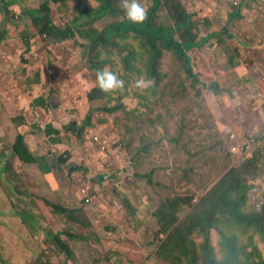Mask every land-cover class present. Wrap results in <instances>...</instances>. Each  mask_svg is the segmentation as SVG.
<instances>
[{"label": "trees", "instance_id": "trees-1", "mask_svg": "<svg viewBox=\"0 0 264 264\" xmlns=\"http://www.w3.org/2000/svg\"><path fill=\"white\" fill-rule=\"evenodd\" d=\"M55 1L65 6L62 14L67 21L64 22L63 28L68 31V38L72 39L73 44H79V55L88 65L89 77L81 82L82 88H79L75 76L71 75L69 67L66 66V61L63 64L59 62L55 67V74H50L43 83L45 92L49 94L48 98L44 99L43 96L31 98L22 90L21 83L27 81L26 85L30 86L40 82L38 64L43 59L33 56L23 58L22 51L17 49L18 42L15 39H13L15 44L9 45L6 50L0 38V49L4 45L2 50L5 56L10 57L5 64L0 51V130L4 136L13 138L9 153L5 151L0 154V161L4 162L2 171L7 172L10 166L8 159L16 160L23 168H30L34 164L48 165L52 171L61 169L62 163H70L71 175L68 180L71 183L65 188H70L72 196L80 198L79 201L85 202L89 207L87 196L83 193L82 181L95 169L97 176L101 175L109 184L108 189L114 191L111 198L113 203L118 202L119 213L113 215L106 213L105 228L100 230L96 228L94 220L89 216L88 208L84 205L73 208L65 205L56 193L39 190L38 193L54 222L45 221L43 211L37 208L39 214L32 212L20 214V206L18 208L16 204L13 207L9 205V213L0 211V214L29 220L39 227L37 229L34 226L38 231L45 233V239L39 244V251L34 252L35 258L30 264H89V257L82 256V253V262L78 261V252L83 246H79L80 241L101 240L111 247L114 242L121 241L107 237L110 231L112 233L118 231L115 221L126 218L131 227L130 222L132 217H135L134 214L138 218L140 210L133 203L130 205L129 197L123 190L135 173L140 180L149 179L151 186L159 184L160 187L167 186V189L172 190L170 194L162 197L155 210L147 208L149 213L153 214L152 220L159 225L156 239L166 237L164 242L157 246L159 248L156 250L159 256L157 264H197L201 260H210L211 247L206 242L207 234L202 233V229H207L210 225V212L202 211L201 205L197 204L195 199L207 193L209 195L208 191L212 192L224 181L228 175L222 181L221 179L227 174L228 171H225L233 162H228L231 150L227 147L226 140L229 136L223 128L218 127L206 94L208 88L214 85H220L225 92L233 89L243 94L236 109L231 107L232 99L229 94H224L221 98V107L224 111L222 122L224 126H232L235 129L239 125L253 128L258 134L257 140L264 143V43L248 38L247 33L239 27V22L233 20L236 15H242L244 22L258 26L264 21V2L235 0L237 1L235 4L233 0H230L231 2L228 0V5L223 0H142L140 2L147 8L148 18L143 23L134 24L126 19L121 6L122 0H93L95 3L93 9L81 8V0ZM72 6L81 9L73 11ZM2 10L9 14L8 22H14V13L7 11L5 7ZM22 10L31 15L30 29L43 39L41 44L44 41L64 40L61 27L36 16L33 13L34 9H29L28 6H24ZM210 17L214 23L207 27L206 21ZM235 36H237L235 41L243 45L246 52L244 59L253 64L251 71L261 83V89L251 91L238 74L234 59L231 57L232 52H237L235 42L232 43ZM49 58L56 60L57 57L50 55ZM12 59H16V62L13 63ZM124 60L128 71L120 67ZM48 61L51 62L50 59ZM49 62H46L48 66ZM106 66L125 81L123 89L110 93H104L99 89L96 84V71ZM203 75H206L205 78ZM142 78L151 82L148 87L137 86L136 82ZM173 84H176L174 90L176 95L183 96L191 92L196 97L193 103L185 105L180 111H175L179 114L176 119L180 118L181 122L176 128L170 129L163 124L164 113L160 107L162 103H168L165 95L169 86ZM84 92L86 96L83 95ZM55 95H61L58 102L54 100ZM82 98L87 99L89 103L103 101L104 106L88 109L87 116H82L88 107L86 104L85 108L81 102ZM37 103L41 104L42 111L38 109L39 113L35 114L31 107L34 104L37 106ZM55 104L56 108L53 109L52 105ZM167 105L171 108L170 102ZM184 110H193L194 117L188 118ZM76 114L79 116L74 119L73 126L78 130L71 135L65 126L68 116ZM100 115H104L101 120L98 119ZM105 116H108V120ZM34 118L40 119L41 122L48 121V124L43 126V123L38 122L30 126ZM106 129L111 130L107 132ZM44 131L47 134L65 135L69 140L79 141L82 146L79 152L86 163L76 162L77 165L72 166L71 162L77 161L72 160V156L59 160L53 148L51 151L48 147L44 149L42 145L38 147L44 151L38 154L33 152L34 149L28 142L33 141L36 134ZM222 131L226 133L225 136H221ZM97 136L100 137V143L95 141ZM49 137L53 136L47 135L48 139ZM116 138H119L117 141L119 148L113 154L112 168L108 169L98 160L93 164L94 167L90 168V172L87 162L99 154L102 144ZM56 140L59 141L57 137ZM162 143L176 144L175 149L181 150L183 159H178L174 166L164 164L143 172L140 167L153 161L157 154L156 148ZM57 145L58 149L65 151L64 144ZM164 152L169 154L170 150L165 148ZM219 156H223L222 168L219 165L221 162L217 161ZM252 163H255L256 167V161L252 160L250 168ZM206 165L211 166L212 174L210 177L202 178L205 180L203 182L198 178L200 174L198 171ZM159 170L168 174L163 180H153ZM256 170L259 171L258 168ZM78 171L82 172V179L75 175ZM233 172L235 171L231 170L229 173ZM3 177L6 178V175ZM218 179L219 182L213 187V183ZM242 179L244 180V177ZM116 182L120 183V187L115 186ZM182 182L195 184L194 193H178L176 188ZM15 183L18 198L20 199L22 195L21 200L25 205H29L28 202L32 200L31 194L25 192L24 196V193L17 189L20 180ZM121 185L125 186L122 188ZM240 187L241 185L234 184L232 193L236 194ZM262 189L264 190L263 185ZM259 195L260 209L254 214L255 223L252 224L256 228L260 227L262 232L249 233V240L242 242L243 246L250 249V241L255 239L257 242V248L253 253L256 256L254 258L242 256L240 259L242 264L246 261L264 264V193ZM241 198L245 200L249 199V196L243 194ZM90 207L95 210L104 209L98 202L91 204ZM239 215L243 218L241 214ZM143 216L146 219L145 215ZM190 217L192 220L187 221ZM54 223L59 225L58 230L52 228ZM242 227L247 228L244 225ZM83 230L88 232L83 233ZM131 231L139 232V228L135 227ZM2 243L0 241V246ZM200 246L204 249L202 253H199ZM111 250H108L109 256L104 259L105 263L119 264L117 251ZM123 252L127 254L125 262L135 264L133 253L128 250ZM149 259L151 260V257L145 261L149 263ZM222 259L224 260L225 256ZM97 260L98 258L92 260L90 264L102 261ZM2 262L5 264L6 261ZM146 262L143 264H147Z\"/></svg>", "mask_w": 264, "mask_h": 264}, {"label": "rangeland", "instance_id": "rangeland-1", "mask_svg": "<svg viewBox=\"0 0 264 264\" xmlns=\"http://www.w3.org/2000/svg\"><path fill=\"white\" fill-rule=\"evenodd\" d=\"M70 1L76 2L77 0ZM223 2H226L229 5L228 0H223ZM233 2L236 4L235 0H233ZM81 3V8L87 7L90 9H93V5L95 4L93 0H81ZM24 6H28L29 9H34L33 13L36 16H40L47 21L53 22L54 25L61 27L63 35L65 37L64 40H59V42L53 40H50L48 42L44 41L43 44H41L43 39L38 34L34 33L32 29H30L31 15L28 12H23L22 9ZM3 7L7 8V11H11L12 13H14V22H8L7 17L9 16V14H6V12L2 10ZM72 8L73 11H79L81 9L80 7L73 6ZM64 9L65 6L61 2L55 0H0V38H2L1 40H4L3 43L5 44V48L7 50L9 45L15 44V41H17L22 46H24L25 43L31 42L32 44V36H36V43L33 44L31 48L29 45L28 50L24 51L23 53H30L31 49L33 48L36 52L35 57L43 59V61L38 64V68L40 70L43 69V66H45L44 63L46 62V60L50 59V55H54L55 57L59 58L58 61L61 64L66 61V66L69 67L71 75L76 77V83H78V87L82 88L81 82L84 81L86 77H89L88 65L86 61L79 55V44L74 45L72 39L68 38V31L63 28L65 25L64 22L67 21V18L64 17L65 15L62 14ZM211 19L212 17H210V19L206 21L207 27H210L214 23ZM23 34H26V38L23 37ZM236 38L237 36H235L232 43L235 42ZM13 39H15V41H13ZM256 42L264 43V38H262L261 41ZM3 48L4 45H2L0 51H2V56L5 57V54L2 50ZM240 49L243 50L242 56H239L238 54H236V52H232L231 57L234 59L235 66L239 65V68L241 69V71H243L245 63L247 61L243 59L245 56L244 49ZM32 53L33 52H31L30 54ZM130 58H132V56H130ZM6 62L7 61H4L5 64ZM28 62H30V59L28 60ZM195 66L197 69L198 66L196 63ZM120 67L123 70L128 71V69L125 68V60L124 62L120 63ZM239 68L237 69V71L239 70ZM53 72L55 73L54 68ZM205 76L206 75H203V78H205ZM26 84L27 81H23L21 83L22 90H24L26 94H28V92L30 94L33 93L34 95L40 94V96L43 95L44 99H46L45 97L47 96V93L44 92V90L42 92L40 87H33L32 89L31 86L33 85L27 86ZM174 90H176V84L170 85L168 92L165 95L166 101L168 103H171V108L167 105L168 103H162L163 105L160 107V109L163 108V113L165 115H163V124L165 125V127L168 126V128L170 129H172V127L176 128L181 122L180 118L176 119L179 114L175 113V111H180L182 107H185V105L193 103L196 97L195 94L191 92H188L183 96H179L174 93ZM224 94H229V97H231L233 102H231V107H233L234 109L237 108V104H239V102L241 101V97L243 96V94L241 95L237 90L233 89L225 92V90L220 85L210 86L207 90V102L212 110L214 118L217 119V125L218 127L223 128V131H226V126H224L222 122L224 111L221 107V98H223ZM83 95L86 96V92H84ZM81 102L85 105V108L86 104L88 105L82 116H87V113L90 109H96L104 106L103 101L89 103L87 99L82 98ZM37 107L40 109V111H42L41 104L39 105V103H37ZM70 109L71 111H73L72 107H70ZM192 111L193 110H184L185 115L188 116V118L194 117ZM198 111H200V109H198ZM78 116L79 115L77 114L73 115L72 117L68 116V122L65 128L68 129V133L71 135L73 133H76L78 130L73 126V121ZM103 116L104 115L98 116V119H103ZM105 119L108 120V116H105ZM38 122H41V120L38 118H34L30 123V126H33ZM98 122L102 123L101 121ZM41 123H43V126H46L48 124V121H43ZM110 130L111 129H106L107 132H109ZM223 131L221 132V136L226 134ZM240 132L241 134H249L252 132V128L248 129L247 131ZM3 134V131L0 130V154L5 151L9 153V150L11 149V143L13 141V138L11 139V137L4 136ZM47 135H51L53 137L55 136V138L49 137V139H46ZM56 137L57 139H59V141L56 140ZM33 138V141H29L28 143L30 144V147L34 149L33 152L37 154L44 151L43 148L45 149L46 147H48L51 149V151H53L54 149L53 152L59 160H64L66 157L70 158L71 156L72 160L76 159L77 161H70L72 163V166H76L77 163L80 164V162L86 163V161L82 159V154H80L79 152L80 150H82V146L77 140H69L65 135L59 136L55 133L47 134L45 131L43 132L42 136H39L37 138V136L35 135ZM230 138L231 136L227 137L226 140V145L229 150H231L232 146V140ZM118 140L119 138H116L113 142H117ZM59 143L66 145L65 151L57 148V144ZM40 145H42L43 147L41 148L42 150L38 147ZM175 146L176 144L173 143H162L157 146V154L155 158L152 162H149V164L146 163L145 165L141 166L140 168L142 169V171L145 172L147 170H151L153 167L162 166L164 164H172V166L177 164V160L183 158L180 154L181 150H176ZM165 148H168L170 150L169 154L164 152ZM46 155L48 156V154ZM96 156H99V154H97ZM222 157L223 156H219V158L217 159L219 163L221 162V164H219L221 165L220 168L224 166V160L221 161ZM214 158L216 159V157ZM8 160L10 165L8 167V170L12 169V171L8 172L7 170V174L3 173L2 169L4 162L0 161V211L4 213H9V205L13 207L14 204H16L18 208L20 206V214L22 212H32V214H39L36 210L37 208L38 210L43 211L45 221H53L50 212L47 211L45 202L38 193L39 190H47V192L49 190L53 193H56V195H59L60 198H62L65 205L71 206L73 208L84 205L88 208L90 212L89 216H91L94 220L96 228L100 230L105 228L106 213H110L112 215L116 212L119 213L120 207L114 205L111 198L114 191L111 192V190L108 189L109 184L104 178H102L101 175L97 176V172L95 169L91 172L90 168L94 167L93 164L96 162L95 158L91 159L92 163H90V161L87 162L89 164L88 167L91 174H87L84 181H82V188H87V186H90V192H98L96 193V197L99 198L100 205L104 209L100 208L97 210L90 207L91 203H88L89 207L86 206L85 202L79 201L80 198H75L72 196L73 192L69 190L70 188H65L67 187V185L69 187L71 183L70 180H68L69 176L71 175L69 172V169H71L70 163H62L61 169L52 171L49 169L50 167L48 165L34 164L33 166H30V168H23L18 164L16 160ZM252 160H255L257 165L255 167V163H252V168H250V162ZM230 161L233 162V164L229 166V168H227L225 172H228L222 177L221 181L228 175L227 178L222 181L212 192L208 191L209 195H207L208 193L204 195L202 194L203 196H201L199 199H195V202L201 205L200 209L202 211L210 212L209 218H211L208 228L202 229V233L205 232L207 234L206 242L211 247V258L208 261L201 260L197 264H242L240 262L242 256H245V258H249L250 256L254 258L256 256L253 255L257 248V242L255 241V239H252L250 241L251 249L248 246H243L242 242L244 240H246V242L249 240V233H254L255 231H257L258 233L262 232V229L260 227L256 228V226L252 223H255L253 219L254 214L260 209L261 197L259 194L262 192L264 193V190L262 189V185L264 186V143L262 141H258V145L256 146V148L251 151V153L245 159L241 161L239 160V157L231 153V156L228 158V162ZM256 168H258L259 171L256 170ZM211 170V166L206 165L204 168L200 169L201 172L198 171L200 173L198 178H200V180L204 182L205 180L203 179H205V177L211 176ZM231 170H234L235 172L229 173ZM245 170L250 172H247ZM255 170L257 172H255ZM81 174L82 172L78 171V174L75 175L80 176L78 179H82ZM167 174V172L165 173L164 171L159 170L154 175L153 180H163V178ZM5 175L6 178L3 177ZM242 177H244V180L242 179ZM250 178H254V181L250 180ZM17 180H20L17 188L18 191L24 193V196H26L25 192H29L28 194H31L32 196V200L28 202L29 205H25L21 200L22 195H20L19 199L15 192V182ZM219 180L220 179L213 183V187L219 182ZM128 183L129 184L126 186V188H123L125 185L121 186L127 197H129L128 201L130 205H132L133 203V205L140 210L138 213V218L136 217V214H134L135 217H132L130 222L131 227H129L126 218H121L118 222L115 221L118 231H115V233H112V231H110L109 234H107V237L121 241L119 243L114 242L111 247L103 243L101 240L98 242H91L90 240L85 242L80 241L79 246H83L78 252V261L82 262V253V256L89 257V264L92 263V260H96V258H98V260H102L98 264H107L105 263L106 260L104 259L109 256L108 250L112 249L111 251H117V254L120 258V260H118L119 264H128L125 262L126 259H122V257H125L126 254L123 251L128 250L133 254L136 253V249L138 246H135L133 244V240L137 242H146L151 239L154 240L153 246H145V254H148V256H146L145 259L143 258L139 261L134 255L132 256V258L135 264H138V262L143 264L144 262H146L145 260L148 257H151V260L149 259L150 262H146L147 264L158 263L159 256L156 250H159V248H157V246L164 242L166 237L163 236L162 238L156 239V231L158 230L159 225L157 222L152 220L153 214L149 213L147 208L149 207L151 210H155L157 205L161 202L162 197L170 194L172 190L167 189V186L160 187L159 184H157V186H151L149 179L143 178L140 180L136 177L135 173L132 174V176L128 180ZM234 184L241 185L236 194H233L231 191ZM195 186L196 185L193 183L182 182L176 189L178 193H194ZM164 190L165 192H163ZM243 194L248 195L249 199L243 200L241 198ZM22 208L24 210H22ZM239 214H241L243 218H240ZM143 215H145L146 219ZM8 217L0 214V241L3 242L0 246V264H3L2 260L6 261L5 264H30L31 260L35 258L34 252L39 251V244L45 239V233L38 231L37 229H39V227L35 224L33 225L29 220H20L16 216ZM138 220H140V222ZM189 220H192V217L187 219V221ZM141 222L144 223L142 225H138ZM243 225L247 228L243 229ZM135 227L139 228V232L134 231L133 233L131 231V229ZM52 228L58 230L59 225L57 223H54L52 225ZM44 229H46V227ZM82 232L84 233L88 231L83 230ZM250 250H252V252ZM137 251L139 250L137 249ZM203 251L204 249L200 246L199 253H202ZM224 256L225 259L223 260L222 258ZM244 264H254V262L246 261Z\"/></svg>", "mask_w": 264, "mask_h": 264}, {"label": "crops", "instance_id": "crops-1", "mask_svg": "<svg viewBox=\"0 0 264 264\" xmlns=\"http://www.w3.org/2000/svg\"><path fill=\"white\" fill-rule=\"evenodd\" d=\"M261 2H264V0H260ZM241 17V18H240ZM233 20L234 21H237V22H239V27L241 28V30L243 31V32H246L247 33V35H248V38H250V39H254V40H256V41H261L262 40V38H264V21L263 22H261L258 26H254L253 24H251V23H249V22H247V23H245L243 20H242V15H236L234 18H233ZM27 34H28V31H27ZM20 36V35H19ZM26 37V34H23V37ZM31 37V36H30ZM33 37V39H32V44H31V42L30 43H25V45L24 46H22V45H20L19 43L17 44V49H19L20 51H22V53L24 52V51H27L28 50V46L30 45V48H31V46H33V44H35L36 42V36H32ZM2 39V38H1ZM253 40V41H254ZM2 42L4 41V40H1ZM233 44H234V42H233ZM235 45H236V50H237V52H236V54H238L239 56H242V53H243V50L242 49H240V48H243V45H240L237 41H235ZM244 49V48H243ZM245 51V50H244ZM31 52H33L32 54H30ZM30 53H23V57H24V55H25V57L24 58H29L30 56H33V57H35V54H36V52L34 51V49L32 48L31 49V51H30ZM54 56V55H53ZM245 56H246V52H245ZM244 56V57H245ZM9 56L8 55H6L5 57H4V61H9ZM244 59V58H243ZM59 58H56V60H54V59H51L50 58V61L51 62H49L48 60H46V62H49L50 63V65L48 66V65H46V62L44 63V65L45 66H43V69H41V70H39V76H40V82H36L35 84H33V86H31V88L33 89V87H40V89L42 90V92H43V90H44V88H43V83L45 82V80H46V78L50 75V74H55L54 72H53V68H54V71H55V67H56V65L57 64H59ZM245 60V59H244ZM12 61H13V63H15L16 62V59H12ZM237 66V65H236ZM44 67H45V69H44ZM252 67H253V64L251 63V62H246L245 63V66H244V68H243V71H241V69L239 68V65L237 66V69L239 68V70H238V74L241 76V78L244 80V82H245V84H246V86L252 91V90H258V89H261V87H262V85H261V83H259V81L255 78V76L253 75V73H252ZM244 72H245V74H244ZM75 79H76V77H75ZM27 91H29V90H27ZM44 92H45V90H44ZM263 94H264V90H263ZM28 96H31V98H34V99H37V98H39V97H41V96H43V95H41L40 96V94L39 95H34L33 93L32 94H30L29 92H28V94H27ZM48 93H47V96L45 97V98H48ZM39 96V97H38ZM44 97V96H43ZM59 98H61V95H55V97H54V100L55 101H57L58 102V99ZM241 102V101H240ZM239 102V103H240ZM52 108L54 109V108H56V104L55 105H52ZM105 122H107V121H105ZM229 129L230 130H235V128H233L232 126H229ZM43 135V133H38V134H36V136H37V138L39 137V136H42ZM65 145V144H64ZM66 146V145H65ZM90 163H92L91 161H90ZM120 207V206H119ZM144 222H141L140 223V225H142ZM142 228V227H141ZM152 240L150 239L149 241H146V242H137V241H135V240H133V244L135 245V246H138L137 247V249L139 250V251H137V249H136V253L135 254H133L134 256H136L137 257V260L139 261V260H141V259H145V257L146 256H148V254H145V249H146V247L145 246H150V247H152V244L154 243V242H151ZM122 259H127L126 258V254H125V257H122Z\"/></svg>", "mask_w": 264, "mask_h": 264}, {"label": "clouds", "instance_id": "clouds-1", "mask_svg": "<svg viewBox=\"0 0 264 264\" xmlns=\"http://www.w3.org/2000/svg\"><path fill=\"white\" fill-rule=\"evenodd\" d=\"M121 6L124 9L126 19L128 21L134 23V24L143 23L148 18V10L140 2V0H122ZM150 83H151L150 81H146L143 78L139 79L136 82L138 87H144V88L148 87ZM96 84H97V86L99 87V89L102 92L110 93V92H115V91H118L120 89H123L124 86H125V81L123 79H121L116 72L111 71L106 66L104 69L96 71ZM33 107L34 108H38L36 105H33L31 107V109ZM248 129H250V127H244L243 125H239L235 130H230L229 131V126H227L226 127V132L229 135V137L231 136L232 132H235L237 134V136L240 139H242V141H245L246 138L254 137L255 140H256V144L254 145L253 149L251 150V151H253L256 148V146L258 145V141H259V140H257V135L258 134H257L256 130H254L253 128H252V132L251 133H249V134H247V133L241 134L240 131H247ZM41 133H43V132H41ZM46 139H48L47 136H46ZM230 139L232 140L231 153H233L232 152V147H233V144L235 143V140H234V138H232V136H231ZM251 151H250V153H251ZM235 156L239 157L240 161L247 157V156H240V155H237V154H235ZM94 158H95L96 161H98L97 156H95ZM106 178H108V174H107ZM85 189L89 190L88 194L84 192ZM84 190H83V193L87 196V203H91V204H93L95 202L100 203L98 197L92 199V201H89V199L91 197H93L94 195L96 196L97 195L96 193H98V192H96V193L90 192V186H87V188H84Z\"/></svg>", "mask_w": 264, "mask_h": 264}, {"label": "built area", "instance_id": "built-area-1", "mask_svg": "<svg viewBox=\"0 0 264 264\" xmlns=\"http://www.w3.org/2000/svg\"><path fill=\"white\" fill-rule=\"evenodd\" d=\"M235 2L237 4V1ZM32 109L35 114L38 113L39 108L33 107ZM231 136L235 140V143L233 144V147H232V152L240 156H247L250 153V151L253 149L254 145L256 144V140L254 137L246 138L245 141H242V139H240L235 132H232ZM95 141L97 143H100L101 142L100 137L97 136ZM118 148L119 147L117 146V142L111 141V142L102 144L101 150L99 152V156H97L98 160H100L102 164H104L108 169H111L112 168V156ZM115 186L117 188L120 187V183L116 182ZM84 192L88 194L89 190L85 189ZM94 198H96L95 195L91 197L89 201H92V199ZM115 204L118 205V202L115 201Z\"/></svg>", "mask_w": 264, "mask_h": 264}]
</instances>
